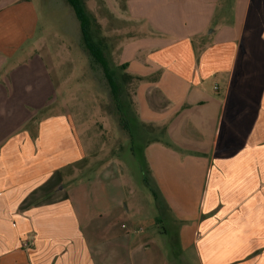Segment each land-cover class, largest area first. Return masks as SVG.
<instances>
[{
    "label": "crops",
    "instance_id": "1",
    "mask_svg": "<svg viewBox=\"0 0 264 264\" xmlns=\"http://www.w3.org/2000/svg\"><path fill=\"white\" fill-rule=\"evenodd\" d=\"M48 1L0 0V264H264V0H82L119 38L173 256L150 231L160 207L133 203L155 220L132 217L110 190L83 223L60 186L104 160L90 159L95 137L77 138L41 54Z\"/></svg>",
    "mask_w": 264,
    "mask_h": 264
},
{
    "label": "rangeland",
    "instance_id": "2",
    "mask_svg": "<svg viewBox=\"0 0 264 264\" xmlns=\"http://www.w3.org/2000/svg\"><path fill=\"white\" fill-rule=\"evenodd\" d=\"M125 3V0H120V5ZM37 9L41 17L40 26H44L45 50L41 54L46 62H54L56 71L60 74V98L64 100L62 102L69 112L77 138L85 146L88 144V137H95L92 143L97 147L94 151L98 154H88V158L90 156L93 160H104L99 172H96L95 167L85 171L86 164H78L81 170L77 174V180L70 181L66 176L60 185L64 187L65 195L76 204L83 223L85 207L96 206L99 194L105 195L110 190L123 192L125 203L130 209L133 203L136 207L143 206L151 211L160 207L161 211L156 213L159 222L150 231L160 237L157 239L158 243L165 248L167 255H175L180 250L170 234L176 231L175 221L167 218V213H164L166 202H161L162 197H156L144 159V147L149 137L144 135L141 138L143 134L132 115L133 82L125 78L126 73L116 64L118 56L115 51L119 38L101 27H93L94 37L101 43L110 74L119 89L118 98H115L101 66L93 60L83 44L79 21L67 0H49L45 5L37 6ZM110 24V27H116L115 22ZM118 114L123 115L129 132L122 127ZM143 129L147 130L142 126ZM154 137L157 134H150L151 139ZM138 214L133 209L130 210L132 217L137 215L155 220L154 213Z\"/></svg>",
    "mask_w": 264,
    "mask_h": 264
},
{
    "label": "trees",
    "instance_id": "3",
    "mask_svg": "<svg viewBox=\"0 0 264 264\" xmlns=\"http://www.w3.org/2000/svg\"><path fill=\"white\" fill-rule=\"evenodd\" d=\"M67 2L75 11L77 19L80 22L81 34L85 48L89 51V54L91 55L93 60L101 66L104 75L111 87L112 95L115 98H118L119 89L117 83L110 74L109 63L105 58L103 49L100 47L101 43L99 40H96L92 32L93 27L95 26L96 28H99L101 27L100 24L97 22L95 17L88 12L86 5L82 0H67ZM125 78H127V80L133 79L129 75H125ZM118 115L120 116L119 120L122 127L124 128V130L129 132L127 123L125 122L123 115Z\"/></svg>",
    "mask_w": 264,
    "mask_h": 264
}]
</instances>
